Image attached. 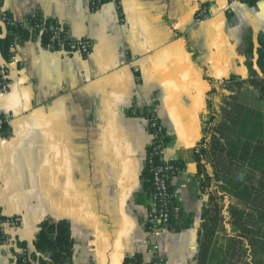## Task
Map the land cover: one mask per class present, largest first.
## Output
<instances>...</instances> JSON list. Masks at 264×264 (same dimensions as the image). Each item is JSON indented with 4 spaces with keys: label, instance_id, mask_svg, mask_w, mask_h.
<instances>
[{
    "label": "crops",
    "instance_id": "obj_1",
    "mask_svg": "<svg viewBox=\"0 0 264 264\" xmlns=\"http://www.w3.org/2000/svg\"><path fill=\"white\" fill-rule=\"evenodd\" d=\"M91 1L0 0L14 21L57 20L93 43L88 56L72 55L27 33L11 49L15 59L0 52L10 85L3 93L0 83V116L12 117L0 136V212L23 218L15 239L43 264L51 254L34 248L41 224L66 221L74 245L63 264H152L145 179L152 107L166 131L163 157L181 169L172 187L183 216L156 239L167 264H264V222L253 221L249 233L228 217L231 206L264 209V181L226 160L225 137L206 136L214 113L217 134L264 138L261 122L243 125L248 111L264 121V0L201 25L200 4L222 11L228 0H115L98 10ZM7 35L0 23V40ZM228 173L256 190L249 201L226 193ZM213 197L220 220L203 248ZM13 251L2 245L0 264H10Z\"/></svg>",
    "mask_w": 264,
    "mask_h": 264
},
{
    "label": "built area",
    "instance_id": "obj_2",
    "mask_svg": "<svg viewBox=\"0 0 264 264\" xmlns=\"http://www.w3.org/2000/svg\"><path fill=\"white\" fill-rule=\"evenodd\" d=\"M112 1L115 0H92L91 8L92 10H98L105 3ZM255 1L257 0H228L226 7L222 11H217L206 4H200L194 16V22L196 25L204 24L213 20L217 15L216 12L230 15L235 13L239 7L249 5ZM0 23L6 27L19 25L22 30L35 35L41 41L46 37L48 39V47L67 54L88 56L93 48V43L90 39L72 37L64 25L57 20L49 21L39 15H32L22 22H17L3 10L1 5ZM13 59H15V55H12L11 60ZM7 76V68L0 65V83L3 93L9 91L10 85L7 81ZM221 83L224 84L225 81H221ZM132 114L137 116L138 111L133 110ZM145 118L149 124L151 135V142L146 157V170L151 174V190L149 192L151 210L146 220L147 252L152 257V264H167V260L161 253V248L156 239L164 229L179 222L183 216L181 199L177 191L172 187V181L180 174L181 169L176 164L165 161L163 157L166 148V131L152 107L146 110ZM11 120L12 117L10 115L0 116V136L7 131ZM23 224L24 221L21 216H5V219L0 220V236L2 239L0 247L2 245L11 246L15 253V257L10 264L34 263L35 255L29 252L27 248L21 247L14 237V233Z\"/></svg>",
    "mask_w": 264,
    "mask_h": 264
},
{
    "label": "trees",
    "instance_id": "obj_3",
    "mask_svg": "<svg viewBox=\"0 0 264 264\" xmlns=\"http://www.w3.org/2000/svg\"><path fill=\"white\" fill-rule=\"evenodd\" d=\"M8 35L0 40V52L1 54L10 59L12 57L11 49L16 45L17 40L20 38L26 39L28 38V32L22 30L19 25L8 26ZM43 42L47 45L48 39L45 37ZM254 115L248 111L245 114L244 120L251 119ZM215 114L212 113L210 120L207 121L209 126L207 128L206 136L208 135L212 138L219 139L221 137H225L226 144L222 149L226 152V160L230 163L235 164L237 166L245 167L247 166L254 172H256L264 181V138L253 136V131L249 130V132H245V134L240 131L237 137L226 136L224 132H220L217 134L215 126H213V122L215 121ZM248 134V136H247ZM219 135V137H216ZM259 136V135H258ZM206 141V140H205ZM204 143V142H203ZM213 149L219 150L221 148V143L213 142ZM201 153H206L204 147ZM200 173L203 172V167L200 165ZM145 179L147 181V186L151 187V174L148 170L145 171ZM207 179H210L207 177ZM224 184H226V193L235 195L236 197L241 198L242 200L249 201L254 192L256 190L254 188L249 187L248 185H244L236 181L231 177L230 173H228V177L222 178ZM202 183L204 180L202 179ZM258 194H264V183L260 185V189ZM229 219H231V223L233 224V228H238L244 230V232H251L247 229L251 223L264 222V209L263 208H251L247 214L246 211L241 212L238 208H233L232 206L228 208ZM209 216L206 217V223L204 226V243H206V239L210 240L214 238L215 232L217 230V225L219 222V203H214V197L211 199V205L208 209ZM5 219V216L0 212V220ZM257 226V225H255ZM211 239V240H212ZM0 236V242H1ZM249 242H252L249 239ZM73 239L71 237L70 225L66 221L59 222H43L41 224L39 233L37 235L36 240L34 241V248L38 253L43 254H51L49 261L43 262V264H63L68 261L72 256L73 250ZM260 247L264 251V236L263 241L260 242ZM204 251V250H203ZM21 262V260H19ZM19 262V263H20Z\"/></svg>",
    "mask_w": 264,
    "mask_h": 264
},
{
    "label": "rangeland",
    "instance_id": "obj_4",
    "mask_svg": "<svg viewBox=\"0 0 264 264\" xmlns=\"http://www.w3.org/2000/svg\"><path fill=\"white\" fill-rule=\"evenodd\" d=\"M261 122L264 128V121L261 120L260 117V113H255L253 117H251V119L246 120V122L244 121L245 126H250L252 125L253 128L258 127L257 125H259L258 123Z\"/></svg>",
    "mask_w": 264,
    "mask_h": 264
}]
</instances>
